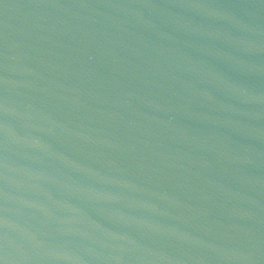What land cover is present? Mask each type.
Instances as JSON below:
<instances>
[{
	"label": "water",
	"instance_id": "obj_1",
	"mask_svg": "<svg viewBox=\"0 0 264 264\" xmlns=\"http://www.w3.org/2000/svg\"><path fill=\"white\" fill-rule=\"evenodd\" d=\"M0 264H264V0H0Z\"/></svg>",
	"mask_w": 264,
	"mask_h": 264
}]
</instances>
